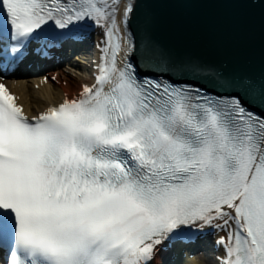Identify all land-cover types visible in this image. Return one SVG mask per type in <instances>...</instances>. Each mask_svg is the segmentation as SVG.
<instances>
[{
	"label": "snow or ice",
	"instance_id": "obj_1",
	"mask_svg": "<svg viewBox=\"0 0 264 264\" xmlns=\"http://www.w3.org/2000/svg\"><path fill=\"white\" fill-rule=\"evenodd\" d=\"M141 2L0 0V79L106 29L78 98L28 118L0 82V264H153L205 229L215 264H264V72L173 59Z\"/></svg>",
	"mask_w": 264,
	"mask_h": 264
},
{
	"label": "water",
	"instance_id": "obj_2",
	"mask_svg": "<svg viewBox=\"0 0 264 264\" xmlns=\"http://www.w3.org/2000/svg\"><path fill=\"white\" fill-rule=\"evenodd\" d=\"M145 18L152 39L173 59L264 72V6L246 0H152L140 3L130 30Z\"/></svg>",
	"mask_w": 264,
	"mask_h": 264
},
{
	"label": "bare ground",
	"instance_id": "obj_3",
	"mask_svg": "<svg viewBox=\"0 0 264 264\" xmlns=\"http://www.w3.org/2000/svg\"><path fill=\"white\" fill-rule=\"evenodd\" d=\"M123 5H121V9ZM120 19V17H119ZM121 21H119V25ZM104 28V27H103ZM95 47L89 50L88 72L84 70H72L67 65L56 66L52 71L44 73L41 77L34 78H15L7 80L4 85L9 92L16 98V103L24 110V115L28 118L38 116L48 108L58 106L65 99L77 98L85 86H92L95 83L97 73V64L102 55L103 38L94 34ZM66 50L60 51L54 56L57 62L65 56ZM77 57L73 60L78 61ZM35 66V63L25 65L26 68ZM66 69L68 72L66 73ZM225 233L217 232L214 242L220 235ZM210 248L211 256L215 259L218 254L216 245ZM196 260V259H195ZM195 262V261H194Z\"/></svg>",
	"mask_w": 264,
	"mask_h": 264
}]
</instances>
